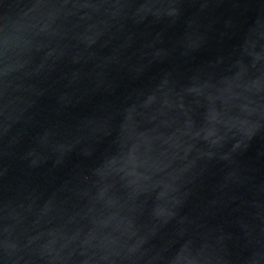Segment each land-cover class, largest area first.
Wrapping results in <instances>:
<instances>
[{"label": "water", "instance_id": "95a60500", "mask_svg": "<svg viewBox=\"0 0 264 264\" xmlns=\"http://www.w3.org/2000/svg\"><path fill=\"white\" fill-rule=\"evenodd\" d=\"M0 264H264V0H0Z\"/></svg>", "mask_w": 264, "mask_h": 264}]
</instances>
